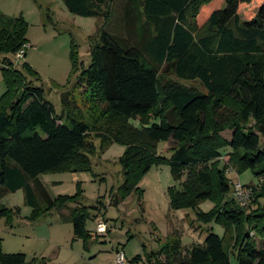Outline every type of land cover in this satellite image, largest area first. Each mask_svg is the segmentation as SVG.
Wrapping results in <instances>:
<instances>
[{"label":"trees","instance_id":"16d2710c","mask_svg":"<svg viewBox=\"0 0 264 264\" xmlns=\"http://www.w3.org/2000/svg\"><path fill=\"white\" fill-rule=\"evenodd\" d=\"M63 1L71 13L103 22L91 37L90 63L73 88L61 94L60 114L44 88L28 78L39 79L32 67L25 61L19 69L11 59L23 48L26 55L27 23L0 12V69L6 84L0 98V200L23 189L26 203L36 209L33 217L77 202L79 193L53 199L39 176L88 168L104 143L118 142L126 148L114 204L140 190L139 180L153 165L168 164L180 186L167 190L171 206L198 208L213 199L214 208L199 211V219L216 221L226 230L224 236L210 231L204 242L185 252L179 241L167 244L152 253L155 264H233L232 255L237 264H264V142L248 125L254 119L260 131L264 126V1L252 19L241 20L239 5L251 0H226L201 34L195 18L211 0H124L119 30L113 31L115 0ZM72 62L76 68L75 48ZM166 67H173L179 79L198 81L205 91L163 84L160 73ZM84 107L99 113L91 123L84 119ZM105 118L115 124L101 133L97 124ZM92 130L100 134V147L90 138ZM225 131H231L230 138ZM160 141L172 142L170 157L158 152ZM225 152L228 161L221 165ZM228 169H249L261 179L259 186H247L252 189L247 205L232 194ZM90 208L75 207L68 216L75 236L85 242L92 237L85 228ZM18 212L0 204V219L10 220ZM231 232L232 254L225 245ZM0 264L48 263L0 250Z\"/></svg>","mask_w":264,"mask_h":264},{"label":"rangeland","instance_id":"374dc122","mask_svg":"<svg viewBox=\"0 0 264 264\" xmlns=\"http://www.w3.org/2000/svg\"><path fill=\"white\" fill-rule=\"evenodd\" d=\"M263 1L251 0L241 3L238 9L241 20L252 19ZM123 3L124 0L113 2L114 21L109 27L112 31L115 27L118 29ZM225 7L226 0H211L200 6L195 18L199 34L206 32L211 13ZM0 12L11 17L21 16L27 23L26 55L18 56L17 52L11 59L19 69L25 61L32 67L39 79L31 76L28 78L32 79L35 85L44 88L45 97L54 104L60 114L63 110L61 94L73 88L83 66L87 67L90 63L91 37L96 36L98 26L103 20L73 14L63 0H0ZM74 48L77 51L76 68L72 62ZM166 68L160 73L163 84L174 82L194 90L205 91L198 81L179 79L172 70L173 67ZM76 90L79 95L80 90ZM5 91L6 84L0 69V98ZM94 114L98 116L99 113H93L84 107L83 116L87 122L91 123ZM130 121L135 127L141 126L138 119ZM110 124L115 123H111L107 118L103 119L97 124L98 131L105 133ZM248 125L257 129L264 142V134L258 129L256 121L250 119ZM98 135L100 134L97 130H92L90 138L100 147L102 139ZM223 135L230 138L231 131H225ZM171 147V141H160L157 150L161 155L170 157ZM125 148L124 144L108 141L97 154L91 156L92 163L88 168L59 169L39 176L53 199L61 195L73 196L79 193L77 202L70 201L58 209L40 212L33 217L36 209L26 203L23 189L5 193L0 204L19 212L14 213L10 220L0 219V250L7 253L22 252L27 255V261L39 258L48 264H110L119 249L123 250L126 256L124 264H155L152 253L167 244L179 241L185 252L192 245L204 242L210 231L220 236L225 235L223 225L216 221L205 223L199 219V211L208 212L214 208L213 199L201 201L198 208L175 209L171 206L167 190L172 185L178 186L179 183L173 179L168 164L153 165L139 180L140 190H135L124 200L114 204L112 193L123 182L120 157ZM227 161L228 155L225 152L221 165ZM227 176L232 185L242 183L246 186H259L261 181L249 169L241 172L228 169ZM182 179H185V175ZM227 198L231 199L230 196ZM41 204L44 203L41 201ZM82 205L91 207V216L87 219L85 228L92 237L86 242L83 238L75 236L73 223L68 218L75 207ZM98 205L99 208L96 207ZM99 222L106 225L103 233L97 232ZM232 234L233 232L228 233L225 238V245L231 254L235 251V239ZM257 241L261 245V241ZM137 256H140V259L133 262ZM232 261L237 264L234 255Z\"/></svg>","mask_w":264,"mask_h":264},{"label":"built area","instance_id":"2783aa9c","mask_svg":"<svg viewBox=\"0 0 264 264\" xmlns=\"http://www.w3.org/2000/svg\"><path fill=\"white\" fill-rule=\"evenodd\" d=\"M24 52H25V48L19 50L17 55L23 56ZM232 194L242 205H247L252 195V189L243 185L242 183H234ZM105 230H106V225L103 222H99L97 225V232L103 233L105 232ZM125 258L126 256L124 254V251L117 249L115 259L110 264H124Z\"/></svg>","mask_w":264,"mask_h":264},{"label":"water","instance_id":"95a60500","mask_svg":"<svg viewBox=\"0 0 264 264\" xmlns=\"http://www.w3.org/2000/svg\"><path fill=\"white\" fill-rule=\"evenodd\" d=\"M261 131H262V133L264 134V126H263V127H261Z\"/></svg>","mask_w":264,"mask_h":264}]
</instances>
